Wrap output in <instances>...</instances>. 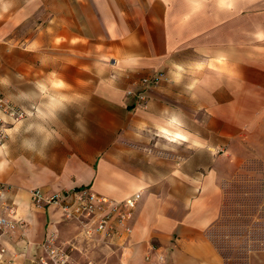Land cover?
Returning a JSON list of instances; mask_svg holds the SVG:
<instances>
[{"label": "crops", "instance_id": "1", "mask_svg": "<svg viewBox=\"0 0 264 264\" xmlns=\"http://www.w3.org/2000/svg\"><path fill=\"white\" fill-rule=\"evenodd\" d=\"M155 72L160 84L132 104L125 88ZM0 90L26 111L0 146V181L27 221L0 240L13 264H30L50 230L78 231L29 191L82 184L142 196L124 246L76 240L79 257L229 264L209 231L223 181L264 161V0H0ZM150 125L146 153L129 140ZM252 250L264 248L244 264Z\"/></svg>", "mask_w": 264, "mask_h": 264}, {"label": "built area", "instance_id": "2", "mask_svg": "<svg viewBox=\"0 0 264 264\" xmlns=\"http://www.w3.org/2000/svg\"><path fill=\"white\" fill-rule=\"evenodd\" d=\"M163 75L155 72L150 76H142L139 86L127 87L126 96L132 104L143 103L149 87H155ZM0 110L8 118L0 116V141L6 133V123L17 120L25 114L8 100L0 90ZM12 184L0 181V240L8 233H16L27 226L26 219L16 213L18 202L8 191ZM141 191L136 190L125 197L117 198L95 191L91 186L70 187L47 193L41 187L29 191L31 205L37 207L56 206L65 220H73L78 228L75 237L60 239L56 229L50 230L40 242L43 251L37 256L29 257L30 264H95L90 256L84 258L75 254L80 251L76 240L89 244H104L108 247L124 246L133 226L131 220L134 209L141 198ZM8 248L0 243V264H13L18 253L12 250L8 257Z\"/></svg>", "mask_w": 264, "mask_h": 264}, {"label": "trees", "instance_id": "3", "mask_svg": "<svg viewBox=\"0 0 264 264\" xmlns=\"http://www.w3.org/2000/svg\"><path fill=\"white\" fill-rule=\"evenodd\" d=\"M231 178L223 181L221 214L210 228L209 235L229 264H244L249 249L264 248V161L245 162ZM231 209H234L232 213ZM220 222H227L223 232L226 237H234L235 244L219 245L214 238V227ZM228 247H237L235 257L228 255Z\"/></svg>", "mask_w": 264, "mask_h": 264}, {"label": "rangeland", "instance_id": "4", "mask_svg": "<svg viewBox=\"0 0 264 264\" xmlns=\"http://www.w3.org/2000/svg\"><path fill=\"white\" fill-rule=\"evenodd\" d=\"M160 83H158L157 85H159ZM156 86V85H155ZM9 123L7 122L6 126ZM7 132L5 133L4 137L2 138V140L0 141V146L4 145V142L6 140L7 137ZM152 134H151V125L150 127H146L144 132L141 133V135L138 136H133L129 142L132 146H135L136 148H138V150H142L143 152L145 151L146 153H151L153 151L152 149ZM163 138L160 137V134L157 135V139L155 140L157 141H161ZM141 151V152H142ZM247 164V163H246ZM254 165V164H251ZM227 179H232L231 177L227 178ZM232 211H234V209H231V213ZM231 219V218H230ZM220 225H217L216 227H214L213 230V236L215 239H217L219 245H225V246H230L232 244H235V238L234 237H229L227 235V237L225 236L226 233L224 228L227 226L226 223L224 222H220ZM229 226V224H228ZM224 231V232H223ZM223 232V233H222ZM236 248H227L228 250V255L235 257L234 253L236 251ZM248 264H264V250H252L251 254L249 256V261Z\"/></svg>", "mask_w": 264, "mask_h": 264}]
</instances>
